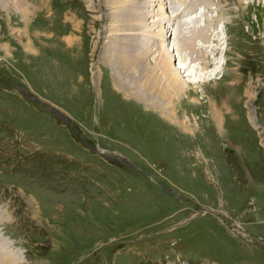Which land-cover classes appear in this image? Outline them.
I'll return each instance as SVG.
<instances>
[{
    "label": "rangeland",
    "instance_id": "374dc122",
    "mask_svg": "<svg viewBox=\"0 0 264 264\" xmlns=\"http://www.w3.org/2000/svg\"><path fill=\"white\" fill-rule=\"evenodd\" d=\"M16 1L0 0V264H264V0L161 1L199 15L175 40L204 47L190 70L219 65L188 98L141 53L154 1Z\"/></svg>",
    "mask_w": 264,
    "mask_h": 264
},
{
    "label": "bare ground",
    "instance_id": "6f19581e",
    "mask_svg": "<svg viewBox=\"0 0 264 264\" xmlns=\"http://www.w3.org/2000/svg\"><path fill=\"white\" fill-rule=\"evenodd\" d=\"M18 1L21 2V0H18ZM18 1H16V2H18ZM151 1H154V2L158 1V4H159V8L158 9H160V11L158 13V17H156V19L150 21V23H152V25H150V27L148 26V23H147V24L141 26L140 27L141 29H137V33H140V32H142L141 31L142 29L143 30H149V29H151V27H153L152 32L150 34V37H147L149 39V41H152V46L148 45L147 49H145V51H141V53L142 54H146V52H151V55L155 53L154 54L155 55V57H154L155 58L154 59L155 67H158V68L161 69V73L163 74L164 81H165L166 86L168 88V92H164V93L168 97H173L174 95H176L177 97L181 98V96L184 97V95H185L188 98L189 97L188 94L190 93V90L189 89H183L184 86H186V85H194L196 83H199L201 81V78H203L204 80L205 79H210V80L211 79H215L216 78V72H219V70L215 69V68H218L219 65L217 66V64H216V67L214 65L212 70H210L211 68L209 69V66H206L207 62L205 63V60H203L201 63L198 62V67H197L198 69L197 68H191V70H190V68H189L190 63H186V61L187 60L193 61L194 58H191L192 57L191 55L194 54L197 50L203 52L204 47H202V45H201L202 43H199L201 45V46H199L198 44L193 42V41L197 40L196 37H191V40H189L190 36L188 38H185L186 37L185 36L184 37V42L186 44V47L184 46V51L187 52L185 54V56H187V58L186 57L184 58L183 55L179 53V51L181 49H178L177 46H176V43H175V40H177L179 38V35L181 34L180 33L181 31L179 30V22L177 24V21H176L175 22L176 23L175 27H172L173 25L170 24V20L172 18L170 16H172L173 12H171L172 14L170 13L171 14L170 15L169 14L170 11H167V8H165L162 5L161 0H150V2ZM196 1H194V2H196ZM14 2H15V0H14ZM192 5H194V4L192 3ZM163 7H164V11H163ZM140 10H142L141 11V13H142L141 16H142L143 20L146 17L147 18L148 17H153L155 15V13H153V11L152 12L150 10H148V11L146 10L145 11L143 9H140ZM132 11H133L132 8H130V12L131 13H132ZM147 12L148 13L151 12V14L147 15ZM179 15L180 14L174 16L175 19L173 21L177 20V18H179ZM168 26H171V30H170V33H168L169 35L167 36L166 32H167V27ZM176 26H178V28H176ZM207 30H208V28H207ZM171 31L174 32L173 42L172 41L171 42L167 41V39H166V38L170 37ZM215 33H217V32H215ZM218 33L216 34V36L219 35ZM213 36H214V34L211 36L212 41L215 40V38H216V37L214 38ZM192 38H194V39H192ZM198 41L206 42L203 37H200V39ZM159 43H160V45H159ZM171 44H173V45H171ZM203 45L209 49L210 54L214 53L215 49H219L218 47L214 48V46H208V44H203ZM197 46H199L200 48L197 47ZM151 58L153 59V56ZM208 59H212V58H208ZM203 69L204 70H209V71H207L206 74H203V73L200 72ZM198 71H199L200 74H198ZM183 76L186 77V79L183 78ZM250 89H251V85L249 83H246L245 86H244V89H243V91H244L243 97H248V99L246 100L247 102H248V100H250L249 97H252V99H254L255 96H256L253 91L249 92ZM172 94H174V95H172ZM195 94L196 93H194L193 94L194 96L192 97L193 98V102H194V99H195ZM230 97H232V99L236 98L235 95H232V94L229 95L227 93L226 96L220 97L219 104L217 103L218 100H216V101H215V99L210 100V103H211L210 105H213V110L210 112V118L209 119L214 123V125H215V127L217 128L218 131H220L222 129V124L225 123L224 122L225 118L223 117V115L225 114V112L229 111L228 107H229V101H230L229 98ZM236 99H238V98H236ZM169 102L170 101H168V107L171 105L172 110L170 111V113H172L173 105L171 103L169 104ZM190 102H191V100H190ZM175 105L176 104H174V106ZM174 108H176V107H174ZM224 110H225V112H224ZM166 114H169V112L166 113ZM253 115L254 114H252V113L249 114L251 121L255 117Z\"/></svg>",
    "mask_w": 264,
    "mask_h": 264
}]
</instances>
